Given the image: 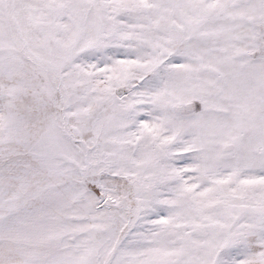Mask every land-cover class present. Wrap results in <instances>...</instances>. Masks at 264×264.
I'll return each instance as SVG.
<instances>
[{"label":"snow or ice","instance_id":"1","mask_svg":"<svg viewBox=\"0 0 264 264\" xmlns=\"http://www.w3.org/2000/svg\"><path fill=\"white\" fill-rule=\"evenodd\" d=\"M0 264H264V0H0Z\"/></svg>","mask_w":264,"mask_h":264}]
</instances>
